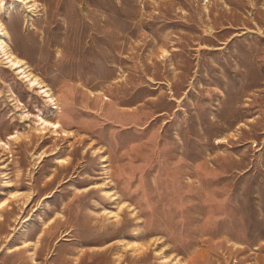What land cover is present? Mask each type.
<instances>
[{
	"label": "rangeland",
	"instance_id": "rangeland-1",
	"mask_svg": "<svg viewBox=\"0 0 264 264\" xmlns=\"http://www.w3.org/2000/svg\"><path fill=\"white\" fill-rule=\"evenodd\" d=\"M0 264H264V0H0Z\"/></svg>",
	"mask_w": 264,
	"mask_h": 264
},
{
	"label": "bare ground",
	"instance_id": "bare-ground-1",
	"mask_svg": "<svg viewBox=\"0 0 264 264\" xmlns=\"http://www.w3.org/2000/svg\"><path fill=\"white\" fill-rule=\"evenodd\" d=\"M7 55V54H6ZM7 59H9V58H7ZM15 67H19L20 66V63L18 62V61H13V63H12ZM20 71V70H19Z\"/></svg>",
	"mask_w": 264,
	"mask_h": 264
}]
</instances>
